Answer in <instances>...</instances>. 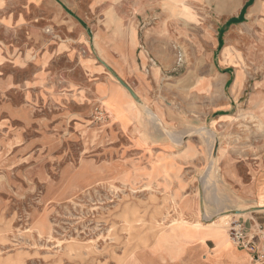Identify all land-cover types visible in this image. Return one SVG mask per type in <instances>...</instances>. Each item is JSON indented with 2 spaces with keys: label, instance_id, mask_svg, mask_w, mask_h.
Listing matches in <instances>:
<instances>
[{
  "label": "rangeland",
  "instance_id": "rangeland-1",
  "mask_svg": "<svg viewBox=\"0 0 264 264\" xmlns=\"http://www.w3.org/2000/svg\"><path fill=\"white\" fill-rule=\"evenodd\" d=\"M34 1L0 0V264H128L218 217L229 235L212 113L229 88L201 82L236 56L248 81L227 120L264 140V113L244 109L264 77V12L247 14L264 0Z\"/></svg>",
  "mask_w": 264,
  "mask_h": 264
},
{
  "label": "crops",
  "instance_id": "crops-1",
  "mask_svg": "<svg viewBox=\"0 0 264 264\" xmlns=\"http://www.w3.org/2000/svg\"><path fill=\"white\" fill-rule=\"evenodd\" d=\"M93 1L96 11L103 10V12H107L108 9L111 12L114 8L113 4L118 2L117 0ZM33 5L49 14H55L58 8L51 0H35ZM102 17L109 16L102 15ZM129 48L135 49L134 43ZM111 49L120 51L125 48L118 45L112 46ZM236 59L234 56L232 63L224 59L215 63L214 75L203 77L201 95L204 96L205 92H209V85L213 81H220L224 89L229 88L227 97L219 100L212 112L217 116L216 158L221 169V180L229 189L232 199L239 205L229 210H239L244 213H234L240 216L237 219L245 221L249 226L264 227V140L257 142L251 139H237L235 132H242L244 126L227 120L241 109L239 105L246 90L241 88L245 87L248 81L246 70L237 66ZM245 104L244 109L249 110V113H264V77L255 82V89L249 93ZM209 116L210 113L207 118ZM157 239L152 250L138 252L128 264H250L254 262L252 253L235 246L225 229L212 227L210 224L198 230L187 229L182 235H159Z\"/></svg>",
  "mask_w": 264,
  "mask_h": 264
},
{
  "label": "built area",
  "instance_id": "built-area-1",
  "mask_svg": "<svg viewBox=\"0 0 264 264\" xmlns=\"http://www.w3.org/2000/svg\"><path fill=\"white\" fill-rule=\"evenodd\" d=\"M229 236L235 246L252 253L256 264H264L263 226H249L245 221L234 219L230 223Z\"/></svg>",
  "mask_w": 264,
  "mask_h": 264
},
{
  "label": "bare ground",
  "instance_id": "bare-ground-1",
  "mask_svg": "<svg viewBox=\"0 0 264 264\" xmlns=\"http://www.w3.org/2000/svg\"><path fill=\"white\" fill-rule=\"evenodd\" d=\"M171 1H173L175 4H179V3H181L182 4V0H171ZM255 3V2H254ZM184 7H186L185 5H184ZM251 7V6H250ZM235 11V10H234ZM260 12H264V1H258V2H256L252 7H251V9L249 10V12H248V14H247V16L249 17V18H252V17H254V15H256L257 13H260ZM256 17V16H255ZM262 18V17H261ZM254 20V19H253ZM248 21V20H247ZM256 21V20H255ZM244 24V23H243ZM251 26V25H250ZM253 26V25H252ZM250 33V32H249ZM227 47L228 46H226L225 48H224V50H223V52L225 53V51L227 50ZM225 218H227V217H218V218H216L215 220H213V221H210V223H208V224H210V225H214V224H217L219 221H221V220H224ZM126 263V262H125Z\"/></svg>",
  "mask_w": 264,
  "mask_h": 264
},
{
  "label": "water",
  "instance_id": "water-1",
  "mask_svg": "<svg viewBox=\"0 0 264 264\" xmlns=\"http://www.w3.org/2000/svg\"><path fill=\"white\" fill-rule=\"evenodd\" d=\"M216 149V148H215ZM241 211L237 210V211H234V213H240Z\"/></svg>",
  "mask_w": 264,
  "mask_h": 264
}]
</instances>
